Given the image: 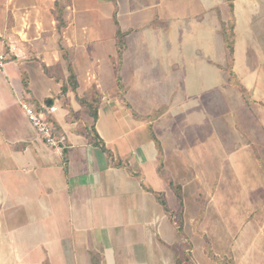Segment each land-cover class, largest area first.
<instances>
[{
    "label": "crops",
    "instance_id": "obj_1",
    "mask_svg": "<svg viewBox=\"0 0 264 264\" xmlns=\"http://www.w3.org/2000/svg\"><path fill=\"white\" fill-rule=\"evenodd\" d=\"M226 4L227 16L223 0H0V264H62L59 251L70 249L86 264H131L121 252L140 259L133 264H182L187 256L173 252L163 228L151 261L141 249L155 240L149 229L168 221L167 232L171 221L162 218L174 215L201 264H264V0ZM231 23L233 58L223 36ZM230 67L243 98L261 109L256 129L244 127L239 156L225 155L229 171L241 172L225 177L227 196L243 176L236 250L211 249L209 259L213 240L199 245L192 233L198 227L210 235L212 219L188 209L184 187L162 182L159 170L167 149L182 144L213 161L212 134L192 146L188 124L208 121L214 92L240 90ZM243 75L255 81L256 98ZM20 100L58 109L52 120L67 134V148L45 145ZM187 107L194 108L188 120Z\"/></svg>",
    "mask_w": 264,
    "mask_h": 264
},
{
    "label": "rangeland",
    "instance_id": "obj_2",
    "mask_svg": "<svg viewBox=\"0 0 264 264\" xmlns=\"http://www.w3.org/2000/svg\"><path fill=\"white\" fill-rule=\"evenodd\" d=\"M224 1V8H226L223 12L225 16L229 13L228 4H226V0ZM237 7L242 4L243 7V0H235ZM240 10V9H239ZM241 11V10H240ZM241 13V12H240ZM259 43L256 42L255 45ZM253 57L257 60L261 56H259V51L256 49L254 51ZM224 62V60L222 61ZM225 63V62H224ZM245 77V78H244ZM255 77L258 78L256 75ZM255 81H250L248 77L243 75V84L246 86L251 99L256 98V94L258 91L252 86V83ZM259 82V81H258ZM228 91H230L228 93ZM240 90L236 88H229L226 92L223 90H219L214 92L211 96H213L214 104L208 107L207 116L208 121H205V117L201 118L197 124H188L190 127V141L189 143L192 146H196V142H205L206 137L204 138V132L207 131V135L209 133L212 134V141H213V151L211 153V158L213 161L205 160V154L202 153L200 150L194 149L192 153H190L186 146V144H182L183 149L180 151H173L171 148H168L165 155L161 156V162L165 163V166H161L162 170H159L160 173V180L162 182L169 181V183L174 182L179 183L182 187H184V194L187 196L188 209L190 207L192 212H196V215H202L203 221L205 222L206 219H212L210 226L212 224V229H210L209 233H201L198 227L195 228V234L192 233L193 237L199 242V245L207 246V239L209 240L211 237L212 247H208L207 256L210 259L211 249H220L221 253H224L225 250L223 249H231L232 247L236 250V244H234L235 238L238 236L240 230L243 228V204L238 203L237 197L239 200V194L241 193V189L243 187V176L241 180L236 181L234 185V191L231 193L230 196H227L229 192H224L225 188V177L227 178L230 175V179H234V175L240 176L241 172L238 171H229V163L226 159V154L230 155V160L234 159L236 156L238 157L241 152L238 151V145L242 144L243 141L240 137H243V130L244 127L254 128L257 127V120H259V111L260 107L257 105H253L251 100L247 101L245 96L241 94ZM247 95V94H246ZM248 96V95H247ZM244 97V98H243ZM246 103H251L247 105ZM185 109V115L187 120L190 118L192 113L194 112V108L187 107ZM184 109V108H182ZM173 117V123L180 127V122L178 119ZM174 124L173 127H174ZM175 129V128H174ZM196 129V130H194ZM197 133V138H195L194 134ZM239 140L241 142H239ZM192 142V143H191ZM194 143V144H193ZM223 148V149H222ZM196 157V158H195ZM169 159V161H168ZM168 161V163H166ZM206 161V163H205ZM204 163V164H203ZM154 177V176H153ZM150 177V178H153ZM197 180H196V179ZM239 177H236V179ZM153 180H155L153 178ZM239 187L237 188V186ZM161 186V185H160ZM155 189L161 188L157 185H153ZM244 188V187H243ZM239 191V194H237ZM167 193V192H166ZM233 194V195H232ZM154 196V194H152ZM213 196V197H211ZM155 197V196H154ZM165 197L167 198L168 204L173 207L176 204L175 199L172 197L171 193L168 192ZM212 201V203H211ZM159 204V203H158ZM240 204L241 208L238 209V217L236 218V222L233 223L232 221V212L234 209L238 207ZM213 206V210L210 208ZM207 207V211L204 208ZM211 209L212 211H210ZM152 211V210H151ZM156 218L157 215L151 213V217ZM167 217L171 221V227L169 229H165L166 222H160L155 229L152 227L149 229L150 234H152L153 230L154 233L152 239H155L154 242L149 240L144 247H141L143 251H145L144 255L147 257L149 261L152 260L151 253L156 251L152 247H157V240L159 239V230L163 228L165 232L163 233L165 240H167L172 247L173 252L184 254L182 257L187 256V260L183 261L182 264H201L199 261H196L194 255L189 253V246L185 244V236L182 233H177L176 225H178L179 217L178 215L174 216H163L162 219ZM158 220V219H157ZM161 221V220H160ZM209 230V228H208ZM190 236V233H188ZM183 238V239H182ZM219 238V240H217ZM176 240V241H175ZM159 241V240H158ZM214 243V244H213ZM156 244V245H155ZM152 246V247H151ZM191 246V245H190ZM187 251L185 253L184 251ZM201 250V248L199 249ZM80 253V252H79ZM114 253V252H112ZM121 252L122 259L120 261L126 262H137L140 259H129L125 258L124 255L127 252ZM200 253V251H199ZM49 255V251L42 252V257L46 258ZM206 255H203L204 257ZM58 257L60 260L63 258L65 262H61L62 264H86V260L81 256H77L75 251L71 249L68 251V256L66 251H59ZM119 257V256H118ZM145 257V258H146ZM218 256L214 254L215 261L217 260ZM222 258V257H220ZM127 259L129 261H127ZM174 259V256H173ZM156 260V259H155ZM58 261V260H57ZM118 259H115V262ZM172 262H164L163 264H174Z\"/></svg>",
    "mask_w": 264,
    "mask_h": 264
},
{
    "label": "built area",
    "instance_id": "obj_3",
    "mask_svg": "<svg viewBox=\"0 0 264 264\" xmlns=\"http://www.w3.org/2000/svg\"><path fill=\"white\" fill-rule=\"evenodd\" d=\"M4 60V56H0V61ZM0 65L3 66V63ZM20 105L45 145L57 150L67 148V134L64 131L60 132L59 127L52 120V116L58 110L56 107L48 105L37 107L28 100H20Z\"/></svg>",
    "mask_w": 264,
    "mask_h": 264
},
{
    "label": "trees",
    "instance_id": "obj_4",
    "mask_svg": "<svg viewBox=\"0 0 264 264\" xmlns=\"http://www.w3.org/2000/svg\"><path fill=\"white\" fill-rule=\"evenodd\" d=\"M228 1H230V0H228ZM223 36H224V39H225L226 46H227V48L229 50L230 57L233 58V56H234L235 41H234V26H233L232 23L230 25H228L227 27L226 26L224 27V29H223ZM229 73H230V82H231V84L236 85L241 90V92L245 93V91L243 89V86L241 84H239V82L237 81V76L233 72L232 67L229 68ZM36 106L37 107H40L41 105H36ZM86 106H87L88 110L90 111V115L92 116V118L94 120L97 119L96 106H94V104H91V103H89ZM91 129H94V127H92ZM59 131L60 132H63V130L60 129V128H59ZM95 145L98 146L105 153H107L108 155H110V151L107 150L104 142L102 140H100L99 137H96ZM158 196H160V198H161V195H158ZM161 202H162V204L164 206L166 205L163 201H161Z\"/></svg>",
    "mask_w": 264,
    "mask_h": 264
}]
</instances>
